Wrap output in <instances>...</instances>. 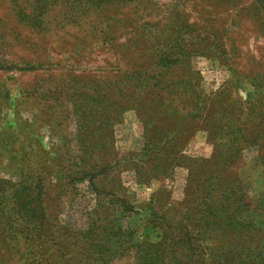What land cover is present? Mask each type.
<instances>
[{
	"label": "rangeland",
	"instance_id": "374dc122",
	"mask_svg": "<svg viewBox=\"0 0 264 264\" xmlns=\"http://www.w3.org/2000/svg\"><path fill=\"white\" fill-rule=\"evenodd\" d=\"M1 260L264 264V0H0Z\"/></svg>",
	"mask_w": 264,
	"mask_h": 264
},
{
	"label": "trees",
	"instance_id": "16d2710c",
	"mask_svg": "<svg viewBox=\"0 0 264 264\" xmlns=\"http://www.w3.org/2000/svg\"><path fill=\"white\" fill-rule=\"evenodd\" d=\"M241 109H239V112ZM255 112V110H254ZM258 113H256V118L254 117V121L257 123L258 127L261 128L262 126V120H259L257 116ZM237 117L234 119L233 123H231V131L228 133L227 138H223L222 140H226V144H221L220 147H226L228 150L232 151V154L229 156L228 159V165L230 168L234 167L237 164V161L239 160L242 152V148H247L249 146L257 145L259 147H262V143L259 142L260 137H255L251 131L249 132L247 128L242 126L241 123V116L236 114ZM232 119V118H231ZM220 130L223 131V127L220 128ZM218 137L222 138V133H216ZM207 161V160H206ZM207 166V163L203 165L205 168ZM81 179V178H80ZM213 179V177H211ZM208 178V180H211ZM214 180V179H213ZM207 182V180H206ZM201 185H204L203 183ZM200 186V185H199ZM207 219V218H206ZM228 222V221H225ZM1 264H3V260L0 261Z\"/></svg>",
	"mask_w": 264,
	"mask_h": 264
}]
</instances>
